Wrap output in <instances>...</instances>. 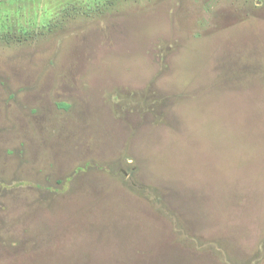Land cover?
I'll list each match as a JSON object with an SVG mask.
<instances>
[{
	"label": "rangeland",
	"instance_id": "rangeland-1",
	"mask_svg": "<svg viewBox=\"0 0 264 264\" xmlns=\"http://www.w3.org/2000/svg\"><path fill=\"white\" fill-rule=\"evenodd\" d=\"M0 264H264V0H0Z\"/></svg>",
	"mask_w": 264,
	"mask_h": 264
},
{
	"label": "trees",
	"instance_id": "trees-1",
	"mask_svg": "<svg viewBox=\"0 0 264 264\" xmlns=\"http://www.w3.org/2000/svg\"><path fill=\"white\" fill-rule=\"evenodd\" d=\"M65 106H67V105H65Z\"/></svg>",
	"mask_w": 264,
	"mask_h": 264
}]
</instances>
